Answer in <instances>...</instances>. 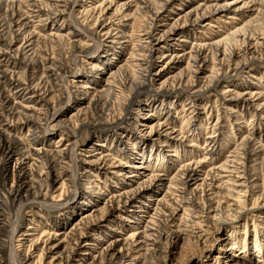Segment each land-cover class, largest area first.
<instances>
[{
	"label": "bare ground",
	"instance_id": "1",
	"mask_svg": "<svg viewBox=\"0 0 264 264\" xmlns=\"http://www.w3.org/2000/svg\"><path fill=\"white\" fill-rule=\"evenodd\" d=\"M76 11L86 22L103 29L106 42L118 43L115 48L120 53L129 47L126 30L130 19L141 12L148 14L127 57L103 61L109 68L102 76V67L88 75L77 66L79 55L99 58L104 49L91 28H79L81 18ZM238 15H246L248 20L213 31V22L231 23ZM57 18L61 19L59 25L54 23ZM202 19L205 22L198 26ZM192 32L203 34L204 39L198 36L202 41H190L189 46L180 43L187 42ZM256 60L264 63V0H103L97 5H82L78 0H0V161H4L6 182H11L5 192H0V227L6 208L14 203L46 205L45 216L37 214L41 218H46L50 209L66 204L69 219H73L70 224H52L45 231L42 247L41 238H34L37 228L14 227L9 244L12 247L18 242L19 246L12 248L8 264H32L35 255L39 264H127L145 254L153 259L155 250L150 247L165 235L166 246L186 230L197 233L195 239L204 238L208 234L201 232L204 224L213 235L233 219L263 208L264 131L260 128L246 129V135L235 140L220 160L218 150V155L213 154L221 137L214 124L207 128L199 147L210 152L209 162L205 157L189 159L163 170L151 165L152 160L161 158L154 148L150 152L144 148L126 150L142 162L129 161V155L124 157L118 150L121 137L117 134L110 138L117 144L113 152L110 148L114 145L96 144L85 151V159H79L76 152L77 137L62 146L59 135L55 148H48L46 140L56 135L54 126L71 127L77 136L76 124L90 125L86 115L91 109L85 113V104L95 103L94 108L102 112L101 103L114 99L115 103L123 101L135 107L128 124L138 145L154 147L158 143L175 150L180 145H195L180 136L169 117L172 111L157 110L166 104L165 93L185 86L190 89L187 96L196 95L198 102L219 88V94L233 106L232 112L239 108V115L248 110L253 117L264 119L263 91L252 83L243 89L220 86L223 73L230 72L231 77L240 69H251ZM61 62L70 67L71 82L80 95L73 103L65 102L73 93L66 84L67 75L59 73ZM119 73H126L121 81ZM251 77L257 78L256 73ZM147 85L157 90L154 98L142 95ZM145 107L149 108L143 112ZM181 111L191 114L193 102ZM116 121L118 127L126 118ZM23 131L27 132L25 137L20 135ZM41 131L45 132L42 136ZM79 163L81 174L90 183L94 184L92 178L98 172L127 179L107 193L88 195L77 187ZM124 166L134 170L125 173ZM74 187L77 189L72 190ZM97 189L95 193H101L100 187ZM31 217L30 223L35 221L34 215ZM123 220L132 224L130 228L120 224ZM229 236L222 241H229ZM232 239L230 249L240 250L242 246L235 237ZM258 245H253L255 251ZM0 264H7L1 255Z\"/></svg>",
	"mask_w": 264,
	"mask_h": 264
},
{
	"label": "rangeland",
	"instance_id": "2",
	"mask_svg": "<svg viewBox=\"0 0 264 264\" xmlns=\"http://www.w3.org/2000/svg\"><path fill=\"white\" fill-rule=\"evenodd\" d=\"M101 1L103 0H78V3L82 5H86V3L89 5H97L101 3ZM78 13L79 12L76 11V15L81 18L82 16ZM147 14L148 12H141L139 15L133 17V19H130V21L128 22L129 26L126 30L128 35H130V39H128V43H126L129 44V47L121 53L119 48H115L116 46H118V43L114 44L105 41L106 38L104 37V32L101 27H94L88 21L86 22V20L81 18L80 21L82 22V25L80 22V24L78 25L79 28L81 27L82 30L84 25L88 28H91L90 31L94 33V37H96V39L98 40V44H103L102 47L104 51L100 53L99 58L95 56L92 57L79 55L77 66L88 75H91L90 73L96 71L99 72V68L101 69V67L103 69L102 76L107 74L109 66L104 67L103 61L117 62L127 57L128 52L131 50L130 48L137 42V36L143 29V24L145 22L143 19L147 18ZM60 20V18H57L54 23L56 25H59L61 24ZM224 20L228 19L225 17ZM245 20H248V17L246 15H238V19L234 21L230 20L231 23H225L226 21L213 22V25L215 26L212 28L215 32L222 29L219 26H227L231 28L234 26L242 25ZM66 22L70 23L69 20H66ZM204 22L205 20L202 19L200 22H198V26H202ZM74 28L77 27L74 26ZM197 33L192 32L190 34L191 38H189L187 42L182 41L180 43L189 46L190 41L199 40L198 36H201L200 38L204 39L203 34L199 32ZM207 35H211L210 32ZM176 36L177 33L174 34V37ZM118 42H120V40ZM93 63L98 64V67H93ZM184 65L185 63H183L179 68L184 67ZM58 70L60 74L67 75L66 84H69V88L73 93V98L69 100L66 99L65 102L68 103L70 101L73 103L75 99H78V97H80V95L77 93V88L74 87L75 85L71 82L73 77L69 72L70 67L61 62L59 64ZM176 70H174V72ZM255 73L257 75V78H252L251 75ZM230 74L232 73H223L224 79L221 80L220 86H226L227 88L233 89L235 87H238L239 89H243L248 87L249 83H252L255 86L254 88L264 92V63H260L258 60H256L252 64L251 69H240L231 77ZM124 76H126V73L124 75L122 73L117 74V78L119 81H121ZM152 87L153 86L151 85H147V87L145 88L146 90L143 89L144 91H141L142 95H149L151 98H154L157 90ZM189 90V87L187 88V86H185L182 87V89L178 92H173L170 94L161 93L166 96V104L161 109L160 107H158L157 110L158 112H162V110L166 109L168 111H172L169 117L172 119L174 127L180 131V136L186 138L187 140H191L192 143L190 144L195 143V145L190 146L188 143V146L186 144L185 147L181 145L178 146L179 144L174 143L179 147L178 149L176 148V150L170 149L171 147H159L158 143L154 144V147L150 144H144L143 146L138 145L137 143H135L133 137H131V134H134V130L128 124V121L130 119L129 113L136 112L135 107L133 105H126V102L125 104H123V101L115 103L113 102L114 99H112L109 102H106L105 100L103 101V103H101L100 106L101 108H103L102 112L94 108L96 106L95 103L91 104L90 106H88L89 103L85 104L84 107L87 108L85 113H87L91 109L86 115V123L89 122L88 124L90 125H84L82 122L78 126L76 124L75 130L77 131V136L74 135L73 128L71 127L58 129V127L54 126L52 130L55 131L56 135L53 138H46V140L48 139L47 147L55 148L56 143L54 142L59 135H62V140L60 142V145L62 146L69 144L71 140L77 137L79 147L76 152L80 157L79 159H85V151L91 148L92 145H114L113 148H110V151L113 152L115 150V145L117 146V144H112V139L110 138L112 137V135L117 134L119 138L121 137V145L118 146V150L124 153L122 154L124 157L125 155H129V161L134 164H140L142 162L140 157H132L133 153H127L126 150L128 151V149H130L128 152H132L133 149L137 151L144 148L147 152H150L154 148L161 158H159V160H152L151 165L160 168V170H163L165 169V167H170L172 164L177 167L189 159L200 160L204 159L203 157H205L206 162H209L211 156L210 152L205 153L204 149L200 150L199 147L203 143L207 128H210L214 124H216V131L217 133H219V135H221V137L220 142L215 149L216 151H213V154L218 155V150L220 160H223L224 156L227 154L228 147L231 144L235 143V140H239L241 137L246 135V129L260 128L264 131V119H261L259 116L253 117V114H251L252 112L248 110H246V112L244 110V113L241 110L242 113L239 115L236 112L239 111V108H234L235 112H232L231 107L233 106H230L229 102L224 98V96L219 94V88L216 89V92H211L209 94L203 95L202 99L199 102L197 101L198 97L196 95H192V97L187 96ZM122 92L125 97L128 96L127 91L124 90ZM118 95L121 96V94ZM160 95H158V97ZM136 100H138V98ZM189 102H193L194 111L191 114L190 111L182 112L181 110H183L184 105L188 104ZM148 108L149 107H145V110H143V112H146ZM124 116L126 118L125 124L121 122L118 127H115L117 123H114V121ZM216 120L218 121L216 122ZM191 133H193L192 136L195 134V136L197 135L199 136V138L194 140L192 136H190ZM26 134L27 132L25 131L20 133V135L23 137H25ZM39 134L40 136H42L45 134V132L42 133L41 131ZM107 134H109V137L106 139L105 136ZM262 140L264 142V134ZM98 147H101V145ZM157 149H160V151H158ZM105 150L107 149L105 148ZM3 165L4 161L2 160L0 161V192H5L11 184L10 181L6 182L5 180ZM69 165L70 167L72 166L71 163ZM80 165L82 167V163L78 164L77 171L80 175V180L77 182V187H79L81 190L86 191L88 195H101L102 193H107L110 191V189L120 187L121 181H126L127 179L124 175L117 176L113 175L110 172L104 175L98 172V176L92 178V180L94 181L93 184V182H89V178L87 176L81 174L83 173V170ZM123 168L125 170V173H127V171L134 170L133 168L126 166H124ZM169 172H172L171 168L168 170V173ZM77 187L72 188V190H76ZM98 187H100V190H102L101 193H95L99 191L97 189ZM72 198L74 197H71L70 199ZM9 205L6 208L4 224L0 227V255L7 264L12 248L18 249L19 246L18 242H14L12 247L9 244V239L17 226V228L20 230L25 229L28 226L37 228V230L34 232L36 233L34 238H41V240H39L40 247H42L45 231H49V227L52 224H58L60 222H67V224H70L73 220L72 218L69 219L70 208L66 204H64L60 209H56L53 211H51L50 209V211L47 212L48 215L46 216V218L37 216V214L39 216H45L44 214L46 213V205H22L19 203H14V205L12 206ZM88 209H90V207ZM18 211V215L15 216ZM32 215H34L35 221H32V223H30L29 220H31ZM123 221L124 222L120 224H123L125 228L132 225L126 220ZM207 228L208 227L207 225L205 226V224L201 228L202 233H208L204 238L197 237L198 239H195L196 237L194 238V236H196L197 233H188L189 230H186L183 232L180 238L175 239L171 245L168 244L167 246L165 235L158 240V243L155 246L150 247L155 250V257L153 259H150L149 255L145 254L143 257H140L138 261H130L127 264H264V207L261 209H256L255 211H248L242 216L233 219L232 222L225 224L218 232H215V234L213 235L208 232ZM197 230L198 229H196L195 232L199 233V231ZM110 231H112V233L114 234L117 232L116 230ZM90 234L91 233L88 234V237ZM225 236H229V241H222L223 237ZM232 237H235L238 245L242 246L240 247V250L239 248L234 250L230 249L231 243L234 241ZM254 244H259V249H257V251H255V246H253ZM165 246L168 248L165 249ZM36 256L37 255H35V257ZM35 257L31 261L32 264H39L37 257Z\"/></svg>",
	"mask_w": 264,
	"mask_h": 264
}]
</instances>
